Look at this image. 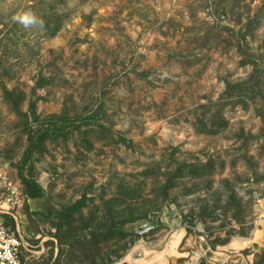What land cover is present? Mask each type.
<instances>
[{
    "label": "rangeland",
    "instance_id": "374dc122",
    "mask_svg": "<svg viewBox=\"0 0 264 264\" xmlns=\"http://www.w3.org/2000/svg\"><path fill=\"white\" fill-rule=\"evenodd\" d=\"M53 117L82 121L38 146ZM2 167L43 189L20 264L141 259L165 218L215 252L264 231V0H0Z\"/></svg>",
    "mask_w": 264,
    "mask_h": 264
},
{
    "label": "crops",
    "instance_id": "0c3cea01",
    "mask_svg": "<svg viewBox=\"0 0 264 264\" xmlns=\"http://www.w3.org/2000/svg\"><path fill=\"white\" fill-rule=\"evenodd\" d=\"M259 207L255 213L261 219L264 215V205ZM8 223L11 224L9 221ZM161 225L162 228L169 229L173 234L168 244L162 245V240L164 243L165 237L156 232L157 234L152 235L154 241L157 239L156 244L144 250L141 259H135L128 255L117 264H262L264 262L258 255L250 251V247L254 245L264 249V231L261 221H259L258 227L250 233L249 238L232 241L233 243L230 242L219 248V252L211 251L208 247L197 248L199 242L188 238L189 234L186 232L185 225H182L177 219L168 220L165 218L161 220ZM19 233L20 228L18 235ZM190 240L191 242H189ZM187 244L190 245L189 248L185 247ZM229 247L238 251L230 252ZM244 251L247 252L244 253ZM207 252L212 255H207Z\"/></svg>",
    "mask_w": 264,
    "mask_h": 264
},
{
    "label": "built area",
    "instance_id": "2783aa9c",
    "mask_svg": "<svg viewBox=\"0 0 264 264\" xmlns=\"http://www.w3.org/2000/svg\"><path fill=\"white\" fill-rule=\"evenodd\" d=\"M27 202L20 183L11 178L6 168H0V264H20L18 217Z\"/></svg>",
    "mask_w": 264,
    "mask_h": 264
},
{
    "label": "trees",
    "instance_id": "16d2710c",
    "mask_svg": "<svg viewBox=\"0 0 264 264\" xmlns=\"http://www.w3.org/2000/svg\"><path fill=\"white\" fill-rule=\"evenodd\" d=\"M53 123H51L46 130H44L39 136H38V146L45 140L51 138V137H56L60 136L63 134L68 133L69 131L76 130L79 128V122L82 121V119H77V120H70L68 118L62 119V118H52ZM60 121V122H59ZM60 124H58V123ZM77 122V124L75 123ZM67 123V126H66ZM69 123V124H68ZM32 155V151H28L25 154L24 157V163L27 162ZM22 170L19 172V176L21 178V182L24 186V192L26 196L30 200H37L40 199L43 195V189L38 186L33 180L27 179L26 177L23 176ZM247 251H245L246 253ZM264 264V262L262 263Z\"/></svg>",
    "mask_w": 264,
    "mask_h": 264
},
{
    "label": "clouds",
    "instance_id": "9594fccd",
    "mask_svg": "<svg viewBox=\"0 0 264 264\" xmlns=\"http://www.w3.org/2000/svg\"><path fill=\"white\" fill-rule=\"evenodd\" d=\"M22 22L25 23V25H27V24H30V23H36V20H35L34 17L26 16V17H24Z\"/></svg>",
    "mask_w": 264,
    "mask_h": 264
}]
</instances>
